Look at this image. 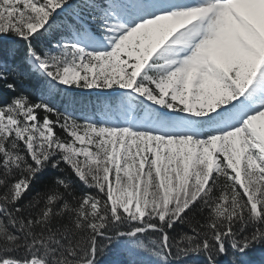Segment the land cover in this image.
Wrapping results in <instances>:
<instances>
[{"label":"snow or ice","instance_id":"6c2138e0","mask_svg":"<svg viewBox=\"0 0 264 264\" xmlns=\"http://www.w3.org/2000/svg\"><path fill=\"white\" fill-rule=\"evenodd\" d=\"M0 264H264V0H0Z\"/></svg>","mask_w":264,"mask_h":264},{"label":"trees","instance_id":"16d2710c","mask_svg":"<svg viewBox=\"0 0 264 264\" xmlns=\"http://www.w3.org/2000/svg\"><path fill=\"white\" fill-rule=\"evenodd\" d=\"M39 188H42V185L40 184H37L36 187L33 189V192L32 193H29L28 196L25 198V203L28 202L29 199H31V197L35 194V191Z\"/></svg>","mask_w":264,"mask_h":264}]
</instances>
